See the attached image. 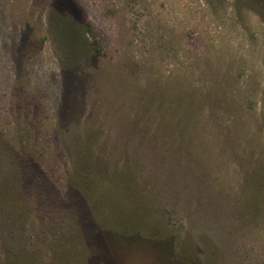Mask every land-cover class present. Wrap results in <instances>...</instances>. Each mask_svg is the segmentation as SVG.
<instances>
[{"label": "rangeland", "instance_id": "rangeland-1", "mask_svg": "<svg viewBox=\"0 0 264 264\" xmlns=\"http://www.w3.org/2000/svg\"><path fill=\"white\" fill-rule=\"evenodd\" d=\"M0 264H264V0H0Z\"/></svg>", "mask_w": 264, "mask_h": 264}, {"label": "trees", "instance_id": "trees-1", "mask_svg": "<svg viewBox=\"0 0 264 264\" xmlns=\"http://www.w3.org/2000/svg\"><path fill=\"white\" fill-rule=\"evenodd\" d=\"M85 31L91 37L90 44H91L92 48L96 52H100L101 51L100 43H99V41H98V39H97L92 27L89 24L86 26Z\"/></svg>", "mask_w": 264, "mask_h": 264}]
</instances>
